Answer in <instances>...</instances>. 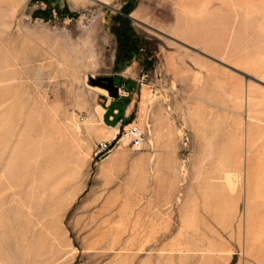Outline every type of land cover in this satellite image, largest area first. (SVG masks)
I'll use <instances>...</instances> for the list:
<instances>
[{"label":"rangeland","instance_id":"obj_1","mask_svg":"<svg viewBox=\"0 0 264 264\" xmlns=\"http://www.w3.org/2000/svg\"><path fill=\"white\" fill-rule=\"evenodd\" d=\"M94 1L0 0V264H264V0Z\"/></svg>","mask_w":264,"mask_h":264},{"label":"built area","instance_id":"obj_2","mask_svg":"<svg viewBox=\"0 0 264 264\" xmlns=\"http://www.w3.org/2000/svg\"><path fill=\"white\" fill-rule=\"evenodd\" d=\"M121 127H123L122 121L118 122L117 124V128H118L117 134H119V130ZM144 137H145L144 133L139 129V127L131 126L128 129L123 130L121 134L120 142L122 143L128 142V146H130L132 149L139 150L143 146ZM107 148L108 145H103L101 150L103 151L106 150Z\"/></svg>","mask_w":264,"mask_h":264},{"label":"water","instance_id":"obj_3","mask_svg":"<svg viewBox=\"0 0 264 264\" xmlns=\"http://www.w3.org/2000/svg\"><path fill=\"white\" fill-rule=\"evenodd\" d=\"M90 1H93V2H97V1H94V0H90ZM99 3V2H97ZM101 4V3H100ZM103 6H106L105 4H102ZM108 87H107V90L109 91V96L113 99H117L119 97V90L118 88L112 86V81L111 80H108Z\"/></svg>","mask_w":264,"mask_h":264},{"label":"crops","instance_id":"obj_4","mask_svg":"<svg viewBox=\"0 0 264 264\" xmlns=\"http://www.w3.org/2000/svg\"><path fill=\"white\" fill-rule=\"evenodd\" d=\"M53 1H55V0H38V3L41 4L42 7L49 8V9H53L54 6H45V5H46L45 3H47V2H49V3H54ZM98 1H99V0H98ZM100 2H101V1H100ZM102 2H105V1H102ZM102 2H101V3H102Z\"/></svg>","mask_w":264,"mask_h":264},{"label":"bare ground","instance_id":"obj_5","mask_svg":"<svg viewBox=\"0 0 264 264\" xmlns=\"http://www.w3.org/2000/svg\"><path fill=\"white\" fill-rule=\"evenodd\" d=\"M139 11H143V7L142 6L140 7ZM113 131H114V133H116L117 129H113Z\"/></svg>","mask_w":264,"mask_h":264}]
</instances>
